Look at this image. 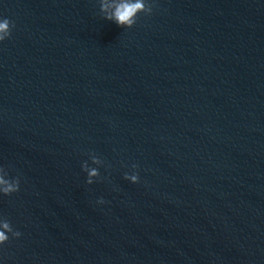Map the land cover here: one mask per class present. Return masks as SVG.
Instances as JSON below:
<instances>
[{
  "label": "water",
  "instance_id": "1",
  "mask_svg": "<svg viewBox=\"0 0 264 264\" xmlns=\"http://www.w3.org/2000/svg\"><path fill=\"white\" fill-rule=\"evenodd\" d=\"M151 3L0 0L3 264H264V0Z\"/></svg>",
  "mask_w": 264,
  "mask_h": 264
},
{
  "label": "clouds",
  "instance_id": "2",
  "mask_svg": "<svg viewBox=\"0 0 264 264\" xmlns=\"http://www.w3.org/2000/svg\"><path fill=\"white\" fill-rule=\"evenodd\" d=\"M153 10L151 0H100V12L104 20L110 21L123 29H131L137 23L138 16L143 13L150 15ZM14 23L8 18L0 16V43L9 39L12 35ZM108 165L95 152L87 154V159L81 162V171L85 174V183L93 185L108 179L102 176L101 169L107 170ZM138 166L132 164L130 170L124 173V179L130 183L136 184L140 182ZM21 176L11 175L9 169L0 165V197L11 196L21 190ZM96 203L104 205L106 203L103 197H100ZM22 233L16 230L9 220L3 214H0V250L10 241V239H19ZM0 264L3 261L0 260Z\"/></svg>",
  "mask_w": 264,
  "mask_h": 264
}]
</instances>
